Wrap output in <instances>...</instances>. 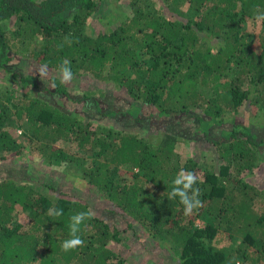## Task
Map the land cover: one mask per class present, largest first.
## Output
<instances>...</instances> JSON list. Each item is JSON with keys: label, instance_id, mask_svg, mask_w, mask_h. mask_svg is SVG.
I'll use <instances>...</instances> for the list:
<instances>
[{"label": "trees", "instance_id": "trees-1", "mask_svg": "<svg viewBox=\"0 0 264 264\" xmlns=\"http://www.w3.org/2000/svg\"><path fill=\"white\" fill-rule=\"evenodd\" d=\"M102 1L0 0V68L9 82L0 92V165L18 163L14 131L22 129L42 164L96 193L88 200L45 179L0 172V264H141L104 211L174 264H264V187L248 178L264 164V21L258 49L242 25L264 12V0H126L130 15L96 25ZM24 51L37 73L16 69L12 60ZM64 60L73 76L122 89L128 107L113 108L100 92L72 93L56 75ZM43 65L55 72L48 84L38 73ZM247 108L256 121L241 116ZM172 120L194 125L188 140L210 143L217 167L205 162L199 174L203 159L181 162L183 135L168 128ZM62 140L76 151L56 144ZM182 169L195 174L201 193L190 215L179 198L168 199ZM18 210L27 222L15 221ZM79 212L92 214L77 233L85 243L63 251L69 218Z\"/></svg>", "mask_w": 264, "mask_h": 264}, {"label": "rangeland", "instance_id": "rangeland-1", "mask_svg": "<svg viewBox=\"0 0 264 264\" xmlns=\"http://www.w3.org/2000/svg\"><path fill=\"white\" fill-rule=\"evenodd\" d=\"M257 13L258 12L255 11L254 15H257ZM97 15L101 17V20L97 19V16H95L93 22L96 25L99 24L100 21H105L111 17L115 22H117L121 18L130 15V10L126 5V0H103L101 2V5L99 6ZM8 23L10 22L8 21ZM242 25L247 31L251 32L253 46L258 49L256 39L259 30V21H257L255 17H252L242 21ZM12 62L14 63V65H16V69H19L23 74L37 73V69L34 68V65L32 63L34 61L32 60L31 55H29L25 51L23 54H18L16 57H14ZM3 74L4 71L0 68L1 93L9 90V88H7V86L5 85V83H7L8 81H5L6 78H4ZM51 74H55V72L50 71L49 73V71H47V75H40L43 82L48 84L49 82L47 76ZM56 75L60 77L59 72H57ZM66 85L69 87L72 93L82 94L83 91L90 90L95 95H98V92H100L109 99L110 105L113 108L118 109L119 111H123L128 107V102L123 97L125 96V92L119 87H115L112 82L98 80L91 75H87L73 76L72 81L70 83H67ZM56 99H59V101L65 108H71L72 106L76 105L75 103L70 102L68 99ZM78 104V108L84 107L83 104ZM143 111L146 112V110ZM253 112L254 110L247 108L245 112L241 113V116L247 120L249 119L254 122L256 121V119L252 116ZM86 113H88L89 115L94 114L91 109L86 111ZM125 118L120 119L123 120L121 122L125 125L130 126L129 124L133 123V119L130 117L128 119ZM102 120L116 126L121 123L120 121L117 122L114 117H103ZM168 128L178 134L183 135V138L180 139V141L176 144V150L179 153L178 155L181 162L186 161V159L190 156H193L199 160L203 159L202 167H200L198 171L199 174L202 173L205 162L211 161L213 165L217 167L218 161L215 160L216 152L214 151V148L210 143L204 140H188V133L190 134V131L194 129V125H192L190 122H180L179 120H175L173 123L168 125ZM21 130L22 129H16L14 131L21 144L20 152L19 154H17L18 156L16 155L18 157V163L16 164V166H13L11 165L12 163H8L7 161L1 162L0 172L2 174L14 177L18 181H27L32 183H35L37 179H45L57 185L59 188L71 192L74 195L86 197L88 200H93L95 198L96 193L89 190V188L85 186L84 181L79 179V177H75L72 174L70 175L69 171L66 172L67 174L62 173L60 172V170H56L42 164L41 159H39V157H37V155L31 151V144H29L22 133H20ZM56 144L61 146L68 152L76 151L75 146L71 145L69 142L62 140L60 142H56ZM16 156L12 158H17ZM248 176L251 182L253 181L256 184H259L260 187H264V164L261 168L257 169L254 174L249 173ZM104 212H106L105 216H108L111 221L115 220V224L120 227L123 232H125V243H127V245H125L124 247L126 248V252L129 255L133 256L136 260L140 261L141 264H174L172 261H170V257H166L165 252L161 251L163 249H161L160 247L152 246L151 249L145 248L141 239L135 238L133 236L130 227H127V223L124 222L119 216L108 211ZM28 217L29 214L26 211L18 210L16 212V217L14 218L16 222L25 223L29 220ZM197 221L201 223L200 220ZM143 235L147 236L146 233H143ZM219 235H222L220 237V240H222L221 242L224 243L227 239L223 238V234L220 233ZM142 239L144 240V243H147V238L142 236ZM147 244L148 246H151L150 243Z\"/></svg>", "mask_w": 264, "mask_h": 264}, {"label": "clouds", "instance_id": "clouds-1", "mask_svg": "<svg viewBox=\"0 0 264 264\" xmlns=\"http://www.w3.org/2000/svg\"><path fill=\"white\" fill-rule=\"evenodd\" d=\"M255 19L257 21H264V12H258ZM47 65H43L38 69L40 75H47ZM60 82L62 84L70 83L73 79V73L70 68V61H62L59 68ZM54 86V82H53ZM197 183L195 174L191 171L181 170L176 177L172 180L171 190L168 192V199L173 200L179 198V203L183 206L184 214L190 215L193 211L197 210L201 206L200 189L194 187ZM50 214L55 216L63 215L62 209H49ZM90 212H79L72 215L69 220V235L71 239L65 240L61 244L63 251H69L77 247L84 245L77 233L80 231V225L85 219L91 218Z\"/></svg>", "mask_w": 264, "mask_h": 264}]
</instances>
